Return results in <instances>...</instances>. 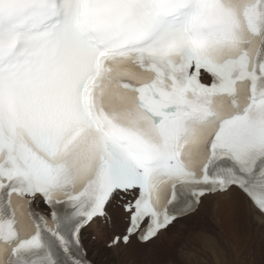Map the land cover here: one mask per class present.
<instances>
[{
    "label": "snow or ice",
    "instance_id": "1",
    "mask_svg": "<svg viewBox=\"0 0 264 264\" xmlns=\"http://www.w3.org/2000/svg\"><path fill=\"white\" fill-rule=\"evenodd\" d=\"M236 190L264 216V0H0V264H94L114 214L151 247Z\"/></svg>",
    "mask_w": 264,
    "mask_h": 264
},
{
    "label": "rangeland",
    "instance_id": "2",
    "mask_svg": "<svg viewBox=\"0 0 264 264\" xmlns=\"http://www.w3.org/2000/svg\"><path fill=\"white\" fill-rule=\"evenodd\" d=\"M208 211H200L192 214L189 218L180 219L151 247L132 245L133 252L126 253L123 251L116 255L117 264H264V237L261 235L255 236L251 246H246L242 250H217L220 244L219 241L217 242L219 243L218 246L215 244L213 249L210 248L208 243L211 238L205 237L203 234L219 237L218 232L221 234V231H217L219 228L217 225L206 221ZM120 219L122 220L121 217ZM99 226L102 228L99 234H95L94 230H90L85 233V241L86 243L92 241L99 249H107V254L112 255L114 253L113 248H109L108 244L114 233L123 231V220L120 226L121 230H111V225L102 222H99ZM246 236L248 240H251V236ZM93 262L101 264L99 257H96Z\"/></svg>",
    "mask_w": 264,
    "mask_h": 264
},
{
    "label": "bare ground",
    "instance_id": "3",
    "mask_svg": "<svg viewBox=\"0 0 264 264\" xmlns=\"http://www.w3.org/2000/svg\"><path fill=\"white\" fill-rule=\"evenodd\" d=\"M206 210H209L206 216L208 219L206 221L211 224L217 225L219 227L217 231L220 230L221 234L218 232L219 237L205 235L206 233L203 235L205 237H210L211 240L215 241L216 245L219 244L217 243L218 241L220 242L217 250H242L246 246H251L252 240L255 236L261 235L264 237V216L260 215V213L255 209V206L252 204V202L239 190H236L227 199L217 200L215 197L209 198L204 202L198 212H205ZM190 216H188V218ZM121 225L122 220L120 219V216L114 214L113 222L110 226L111 230H121ZM90 230H94L95 234H99V232L102 230V228L99 226V221L90 225L85 233L89 232ZM164 234H162V236ZM246 235L251 236V240H248ZM86 244L89 249V258L94 260L96 257H99L101 264H117L118 259L116 258V255H119V253H122L123 251H125L126 253L133 252L131 248L132 245H121L119 248H113L112 250L114 251V253L110 255L107 254V249H99L92 241H88ZM137 245L142 247V245ZM208 245L210 248H214V246H211L209 243ZM133 246H136L135 243L133 244ZM213 252L215 251L213 250ZM215 257H217V255H215Z\"/></svg>",
    "mask_w": 264,
    "mask_h": 264
}]
</instances>
